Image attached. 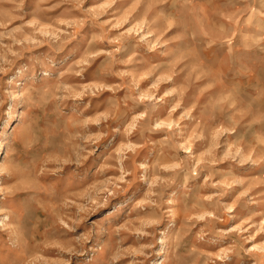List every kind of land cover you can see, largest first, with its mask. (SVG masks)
Wrapping results in <instances>:
<instances>
[{"label": "clouds", "instance_id": "obj_1", "mask_svg": "<svg viewBox=\"0 0 264 264\" xmlns=\"http://www.w3.org/2000/svg\"><path fill=\"white\" fill-rule=\"evenodd\" d=\"M26 2L0 0V13L7 15L2 7L5 4L22 11ZM174 2L134 0L133 6L143 3L145 12L121 34L118 46L95 53L96 57H104L102 67L98 66L103 73H110L116 64L126 68L139 65L147 54L167 57L173 70L172 74L153 80L147 90L140 89L146 73L134 75V69L118 73L122 79L131 77L123 85L127 89L124 98L118 100L114 94L106 98L105 112L99 114L105 121L116 122L112 128L115 133L121 127L127 131L131 122L143 141L137 149L152 145L150 156L144 159H137L139 152L112 157L122 177L139 169L143 178L144 170L154 166L158 176L167 172L155 184L154 199L146 207L138 208V202L132 204L147 218L130 229L136 236L135 249L114 250L107 239L97 245L95 241L104 229H93L96 220L83 229L80 225L108 201L97 205L90 196L84 202L76 192L67 190L68 176L83 168L97 151L86 152L79 145L89 139L98 143L108 135L107 130H93L90 126L98 125L100 119L86 114L91 101L85 103V96L100 93L89 92L86 86L77 91L63 82L70 69L73 74L82 75V67L76 70L80 59L76 57L63 67L46 52L26 57L27 44L14 36V45H21L14 58L0 55V264H118L126 256L132 257L129 264H147L149 260L151 264H191L190 258L197 250L177 228L176 205L186 198L202 175L210 187L224 185L223 180L212 183L217 164L264 163V0H233V6L240 7L224 18H231L238 25L239 34L244 37L240 42H235L238 33L233 27L208 24L207 32L190 29L185 14L171 8ZM184 2L191 5L192 0ZM36 3L39 7L48 0ZM31 24L28 20L12 29V33H23ZM0 28H7V22H0ZM8 35L0 32V47H9L3 44ZM205 36L208 39H203ZM181 73L195 85L197 96L209 93L203 104L195 101L185 104L188 89L183 85L166 89L160 96L154 94L153 90L159 89L162 82H170L173 75ZM53 81L60 82L59 87H51ZM121 87L108 86L105 90L119 91ZM170 97L173 99L167 120L154 119L161 103ZM128 103L132 105L130 112L121 109L122 105L127 109ZM180 109V115L173 119ZM160 132L165 133L162 139L155 136ZM219 134L227 139L225 150L218 155ZM197 143L201 146L194 152ZM165 145L174 147L176 155L165 157ZM181 150L183 156L179 155ZM148 187L153 185L150 183ZM244 195L247 193H241L237 199ZM221 207L231 214L236 205ZM261 226L264 230V221ZM259 251L264 252V247Z\"/></svg>", "mask_w": 264, "mask_h": 264}, {"label": "rangeland", "instance_id": "obj_2", "mask_svg": "<svg viewBox=\"0 0 264 264\" xmlns=\"http://www.w3.org/2000/svg\"><path fill=\"white\" fill-rule=\"evenodd\" d=\"M133 5L134 0H116L114 4L111 0H83L82 4L80 0H48V3L37 7L36 0H27L22 11H18L14 5L5 4L2 7L7 15L0 13V22H7V28H0V32L10 34L3 41V44L9 47H0V55L5 59L14 58L15 52L21 47L20 44L14 45V36L16 40H23L27 44L29 50L24 53L26 57L46 52L55 57L63 67L78 57L81 64L76 70L82 67L84 69L82 75L77 76L70 69L63 82L77 91H83L86 86L89 92L100 93L85 96V103L91 101L86 114L95 115L100 119L98 125L90 126L93 130H107L108 135L98 143H93L89 139L79 145L86 152L93 149L97 151L89 157L83 168L68 176L65 183L67 190L76 192L81 201L86 202L90 196L96 199L97 205L108 201L105 207H97L96 211L80 225V229L96 220L98 223L93 229L99 227L104 231L95 243L99 245L107 239L109 246L114 250H131L138 247L136 236L130 229L137 227L141 220L147 219L138 208L146 207L154 199L155 184L167 175V172L163 171L158 176L154 166L150 170H144L143 178L139 169L132 175L122 177L118 170L119 166L112 157L130 156L139 152L137 159H144L150 156L152 145L137 149V145L143 141L140 139L138 129L132 127L131 122L127 131L121 127L120 132L115 133L112 128L116 127V122L105 121L99 117L100 113L105 112L106 98L112 97L113 94L118 100L124 98L127 89L123 85L128 84L131 77L122 79L118 73L129 69L135 70L134 75L136 72L146 73L147 78L140 82V89L147 90L153 80L168 76L173 71L167 63V57L157 54L145 55L144 61L139 65H130L126 68L124 65L116 64L110 73L99 71L98 66H101L104 57H96L95 53L100 50L111 51L118 46L122 39L121 34L145 12L143 3L137 7ZM170 6L173 11L185 14L188 27L192 30L199 28L202 32H207L208 24H215L218 28L228 26L237 29L235 42L244 39L239 34L238 25L233 23L231 18H224L229 12L240 7L238 4L233 6V0H192L191 5H186L184 0H175ZM28 20H31L32 24L25 28L23 33H12V29ZM109 21L111 23H106ZM117 23L122 26L113 27ZM171 34L168 33L169 36ZM167 38L165 36V39ZM203 39L208 37L205 36ZM215 47L213 44V49ZM56 48H60L61 51H55ZM141 52L143 54L142 49ZM59 84L60 82L53 81L50 86L56 88ZM115 85L122 87L119 91L105 90L106 87ZM181 85L188 89L184 97L185 104L193 101L203 104L209 96L208 92L197 96L195 85L185 78L184 73L173 75L170 82H162L159 89L153 91L155 95L160 96L166 89ZM172 99L166 98L161 103L154 113V119L167 120L168 107ZM131 108V103L127 104V109L121 106L122 110L129 112ZM180 111L182 109L173 115V119L180 115ZM192 131L196 129L193 128ZM164 135V132L155 134L161 139ZM219 135L221 148L217 150L218 155L225 150L224 142L227 139L222 134ZM200 146V143H197L193 151H198ZM175 155V148L165 145L164 156ZM179 155L183 156L184 151L181 150ZM221 180L224 181V185L213 188L204 183L202 175L195 182L192 191L175 207L177 228L185 234L184 239L191 241L197 250L190 258L191 264H264V252L259 251L264 247V230H261V221H264V163L238 166L226 161L217 164L214 166L212 183ZM150 183L153 187H148ZM228 184L232 186L228 187ZM108 192H113L114 195L109 196ZM220 192H223V195H216ZM241 193L247 195L237 199ZM205 197L212 199H204ZM134 202H138V208L132 207ZM232 203L236 205L235 211L231 214L225 213L221 206ZM131 259V256H126L119 260L118 264H129ZM152 259L156 257L153 256ZM147 264H151V260Z\"/></svg>", "mask_w": 264, "mask_h": 264}]
</instances>
